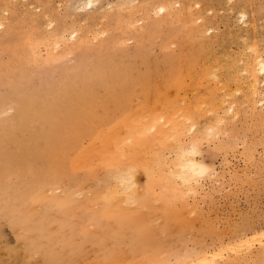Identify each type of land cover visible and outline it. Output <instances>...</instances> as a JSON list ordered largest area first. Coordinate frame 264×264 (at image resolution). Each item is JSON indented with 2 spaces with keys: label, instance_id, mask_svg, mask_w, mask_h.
<instances>
[{
  "label": "bare ground",
  "instance_id": "6f19581e",
  "mask_svg": "<svg viewBox=\"0 0 264 264\" xmlns=\"http://www.w3.org/2000/svg\"><path fill=\"white\" fill-rule=\"evenodd\" d=\"M74 1L75 0L72 2ZM122 1L123 4L121 3ZM122 1L117 3L122 4L120 5V9H122L121 7L128 8L126 14L123 15L117 10L111 15L108 14L110 12H108V10L107 12L105 11V14H99L100 16L103 14L101 17L105 19L111 17L113 20V29L116 30V32L115 30L112 32L115 34L116 40L114 39L115 43L113 42V45L117 44V46H115L117 47V55L116 58L111 61V65L108 68L99 67L89 72L88 75H81L77 80L81 82L78 96L70 97L69 94L63 96L60 92L62 91L61 88L54 97H48V92L43 94L42 102L47 110L46 115H52L56 121H60L56 124L55 129L53 131L47 130L43 126L42 120L36 116H32L28 132L24 131L23 133L22 131L20 139L13 140L8 135L0 140V203H7V207L3 212H9L14 207V205H11L14 202L22 204L26 196H28V191H30V189L25 185L23 170H25L27 164L31 163V159L36 157L39 145L43 142L46 152V156L43 157V167H49L52 175L57 176L58 185L56 188H54L55 186L49 187V189L47 188L50 191L53 188L55 190L47 193L53 192L54 194V192L56 193L60 188H63V193L59 191L60 194L62 193L61 199L73 204L71 213L73 212L75 221L71 227L73 232L70 233L72 236H79V238L76 241L73 239L68 240L69 252L71 253L69 259L72 260L71 264L77 263L76 257H79L83 261L85 260L87 264H91V262L92 264H118L119 256H117V253L119 254V252L123 250L132 253L136 259L135 264H213L216 257H222L223 255L221 256V254L224 251L227 253L228 249L231 250L235 247V244L227 245L226 249L223 251L220 250L221 246H223V243H221L222 245H219L221 254L218 256H216L217 252L213 253V251L209 249V245L202 246L203 244H197L194 248L193 246L191 247L193 250L190 248L192 252H188L189 254L187 257H185L186 253H184L185 256H177L178 253L173 261L170 260V258H158L161 253H157L154 250L156 249L155 246H149L145 242L149 234L147 229H149V222L151 221L148 215L154 212L150 208V203H152V199H157L159 202H162L161 204L166 206L162 210L157 211V214L161 216L162 219L160 224L161 228L164 229L165 222L177 223L181 221L185 223L183 220L184 217L181 218L180 215H178V213L176 214L174 211L177 212V210H179V214H181L180 209H185V205L188 209L191 203H187L185 199L191 195L190 199L193 201L192 197L200 186L198 185L199 182H197V179L200 177L204 178L209 174L208 169H210V167L206 166V164L196 157L200 152V141L202 138H213L214 135L219 133L220 126L218 127L216 125L226 122V119L223 121L224 117L222 116L224 115L221 117L220 115L223 114L226 108L228 109L227 103H229L228 105H230V108L236 107L238 103L239 106L237 105V107L241 110L240 112H242V103L245 100L251 104V108H254L251 109L247 107V109L250 108V111H255V105L257 104L255 103L257 99L256 96L259 95L260 97L262 94L261 85H259V83L261 80L260 76L264 74V46L259 48L260 41L257 42L259 43L257 45L255 43L257 40L253 43L251 41V45L250 43L249 45L244 44L245 40L243 36L242 39L240 38V41L242 42L243 40L244 43L242 42L243 44L240 47L244 45L247 47L248 45V53L244 55V53L241 52L242 48H240L241 53L239 55H237L238 52L237 54L235 53L236 55L233 54L236 57L238 56L237 58H233L234 56L232 55V59H227L226 55V60L222 58V60H225V63H221L219 60L220 57L216 58L217 55L213 57L214 55L212 54L215 53L211 54L212 51L209 52V48L212 46L211 44L214 43H212V41H214L215 38L217 40L219 38L216 36L217 33L211 34L212 26L208 25L211 18L208 13L211 12V9L202 7L200 4L201 0H148L147 2L142 1L143 3L139 1L138 3H134L132 0ZM213 1L227 3L228 6L223 4L227 6L229 10L236 7L235 14H238L240 17L239 20L242 18L243 20L241 21L244 23L247 12V10L245 12L246 7L244 10L237 9L242 5L243 0ZM203 2L204 1H202V3ZM252 3L253 2H251V4ZM83 4L86 8L87 6L90 7L89 9L93 8L92 11L86 13L85 16L83 14V19L84 17L92 16V13L97 11V9L98 11H102L100 8L102 9L103 6L98 4V0H78L76 6L78 5L80 7L81 5L80 9L86 10L84 7L82 8ZM205 4H207V2ZM6 7L4 6V8ZM248 8H250V4ZM10 10L14 11L13 9H9V11ZM4 11L6 10L4 9ZM135 12H140V15L136 16ZM94 14H96V12ZM214 15H216V13ZM214 15H212V17ZM1 18H3L4 22V16ZM48 18L49 17H47V20ZM90 18L92 17H89V19ZM47 20L45 21L48 22ZM3 22H0V29L5 26ZM72 22L73 20L71 23ZM5 24H7V22ZM84 24H82V26H84ZM63 25L65 24L63 23ZM28 26L31 27L30 25ZM9 27L11 28V25ZM4 28L5 27H3V29ZM33 28L34 27L30 30L35 29ZM89 28L91 29L90 26ZM89 28V32L86 31V33H90L91 37L96 41L95 37L97 36H93L98 34L94 32V30L96 31L97 29H91L90 31ZM63 29L65 28L63 27ZM107 30L108 29H106V31ZM109 30H111V28ZM2 31L4 32V30ZM82 31L80 35H78L79 32H77V29H72L71 32H68L70 38L79 44L90 40L93 41L84 30ZM50 33L54 38L53 40H56V42L53 41V45L56 44V46H51L52 42H49V38V40H45L44 42H49V44L46 43V45L51 46L50 48L56 47L54 48L55 51L57 47H61L60 44L63 43L62 39L64 36L63 34L60 35L56 30L50 31ZM236 33L242 37V28L236 31ZM44 35L47 34L44 33ZM30 37L33 38V36ZM87 37H89L90 40H87L89 39ZM103 37H105V35ZM68 38L69 37H67V39ZM70 38L67 40L68 42H70ZM128 38L132 40L130 47L124 45ZM236 38L239 37L237 36ZM30 39L31 38H29V40ZM60 39L62 43L58 44L57 42L60 41ZM217 40L215 42H217ZM109 41L110 37L106 38L104 40L105 45H108L107 43ZM246 41L249 40L247 39ZM44 42L43 44H45ZM97 42L98 40L95 43ZM78 43H76V46L78 45V49H76L79 51ZM102 44L100 43L99 47L102 48ZM150 44H154L157 47V53L148 55L147 49ZM49 46L47 49H49ZM68 47L66 48L67 52L64 51L65 54L69 51ZM70 47L71 49L73 48V50L70 49L71 51L76 52V49H74L75 46ZM85 49L87 50V48ZM51 51H53V49ZM51 51H46L49 56H51V54L53 55ZM61 51L60 53L58 51V57L62 54ZM74 54L76 55V53ZM53 56V58L57 57L55 55ZM4 62L7 63V60H4ZM33 64L34 63H32V65ZM11 66L13 65L11 64ZM183 76L188 79L187 81H190V84L186 80V83H184L185 78L183 79ZM220 76L222 78H220ZM263 80L264 79H262L261 82H263ZM230 83L236 84L237 89L233 84L235 89L233 91L232 88V91L234 94L240 92V99H238L239 96L236 97L233 93L228 92ZM74 84L75 83L66 82L61 86L65 91L71 92L75 88ZM101 85L103 86V94L98 96L96 89ZM243 85L246 88L243 89ZM201 88H203L202 93L199 92ZM120 89L123 91L121 94L122 96L119 95ZM185 90H189L188 93H191L190 98L187 97V91ZM243 90H245L244 94ZM170 91L172 92L171 95ZM235 91L237 92L235 93ZM262 97H264V95ZM262 97L260 99L258 98V103L263 101ZM133 100H136V103L131 107ZM59 103L63 104L60 106L61 111L53 113L52 109L56 110ZM252 103L255 105H252ZM127 104L130 109H127ZM263 105L264 104L260 107H263ZM217 107L225 108L224 110L221 109L223 112L218 109L221 112V114L217 116L218 119L216 117V119L210 117L209 115L210 118L206 125H198L199 118L205 116L200 114V111L203 112V108L207 109L206 112L210 111L212 114V110L214 108L217 110ZM232 108L228 109V111L231 110V112L236 113V108H234V110ZM216 110L214 109V113H216ZM254 111L253 118L256 119L257 117H254ZM210 112L208 113L210 114ZM231 112L228 113L232 114ZM257 112H259V110ZM224 113L227 114L226 111ZM259 114L261 115V111L258 115ZM237 115L233 113V117H237ZM255 115H257V113ZM219 117L222 119V122H220L221 120L219 121ZM225 118H227L226 115ZM229 120H231V118ZM233 121L232 123H234ZM64 124L68 127L69 133H63L62 129L65 127L62 126ZM220 130L223 131V128ZM222 131H220L221 134L223 133ZM234 137L236 138V136ZM231 138H233V135ZM11 142H13L12 148L10 146ZM232 143L234 144V142ZM244 143L246 144V141ZM218 144L221 143L218 142ZM167 148L168 155L164 153ZM219 149L222 148L219 147ZM54 153H56L57 158L52 159L50 156ZM14 154L23 156L25 163L17 164ZM32 164H34L33 161ZM139 166L144 169L146 175L144 189L140 193L137 191V188L141 189L142 185H140L141 188H139L140 186L137 187L136 185L138 184H135L136 180L134 181L135 171H137L135 168L138 169ZM210 172H212L211 169ZM85 184H89L88 188L94 191L88 190L84 192ZM57 188H59L58 191H56ZM36 190L39 192L43 189L37 186ZM44 192H46L45 189ZM59 192L58 195H60ZM42 193L41 191L40 194ZM47 193H45V195ZM184 201L187 204H184ZM183 204L184 206L181 208L180 206ZM38 205L39 204H36L35 206ZM193 205L192 208L194 213L196 209H194ZM176 206H179V209H176ZM143 207H145L147 213L142 211ZM193 213L192 215H194ZM188 215L190 214H187L185 217H189ZM156 216L157 215H155L154 218H156ZM192 221L194 220H191V222ZM186 229H188V227H186ZM189 229L191 230V227ZM23 230L24 229L21 231ZM19 231L20 230L17 232L19 233ZM262 232H264V230ZM255 235H253V237ZM32 236H35V234ZM237 241V244L241 248L246 246L244 239L240 238L237 239ZM239 246V249L237 248L238 250L241 249ZM89 250L95 252L92 259H88L87 252ZM180 250L181 249H178V252ZM41 251L43 252V250ZM168 251L170 250L166 252ZM26 252H24V255H26ZM34 252L35 251L30 254L35 256L33 254ZM162 252H164V250ZM30 254H27L29 255L28 257H30ZM24 255H20V257L22 256L21 258L17 256L16 258L19 260H10L11 262L17 260V262L15 261L16 263L12 262L11 264H24ZM36 255L38 254L36 253ZM162 255L163 253L161 256ZM228 258L231 257L229 256ZM232 259L234 258H231V260ZM212 260L213 263H211ZM31 261L32 260L26 262ZM39 261L41 260L39 259ZM214 264L219 263L215 262Z\"/></svg>",
  "mask_w": 264,
  "mask_h": 264
},
{
  "label": "rangeland",
  "instance_id": "374dc122",
  "mask_svg": "<svg viewBox=\"0 0 264 264\" xmlns=\"http://www.w3.org/2000/svg\"><path fill=\"white\" fill-rule=\"evenodd\" d=\"M72 1L73 0H0V20H2L0 22H3V18L1 17L4 16L5 18L3 22V25H5L3 27L5 28L3 29V27H1V29L4 30L5 33L0 29V140L8 135L13 140L20 139L22 136L21 135L22 131L23 133L24 131L28 132L30 126V119L32 116L38 117L40 120L43 121V126L47 130L53 131L55 129L56 124L59 123L60 121L59 120L56 121L54 116L52 115H46L47 110L42 102L43 94L45 92H48V97H54L56 96L58 91H60L61 88L63 92L62 91L60 92L63 96L67 94H69L70 97L78 96V90L79 88H81V84H80L81 82L77 81L79 77L81 75L83 76L88 75L89 72L94 71L99 67L108 68L111 65V61L116 58L117 47L115 46H117V44L113 45V42L116 40L115 34H113L112 32L113 30H115L113 29V20L111 19V17L105 19L104 17L101 16H103V14L107 12V10L108 12L110 11L108 13L109 15L114 13L116 10L123 15L126 14L128 10L127 7H121L122 9H120V5L123 4V1L98 0V4L105 7L104 8L102 7V9L100 8V10L102 11H98L97 9V11H94V13L96 12V14L92 13V16L84 17V19L82 17L83 14L85 16L86 13L92 11L93 8L89 9L90 8L89 6H87L86 8L84 7L85 5L83 4L82 8L84 7V9L86 10H82L80 9L81 5L80 7L78 5L76 6L78 0L77 1L75 0L74 2ZM132 1L134 3H138V1L140 3H143V2H147L148 0L145 1L132 0ZM202 1L204 2L202 3ZM212 1L213 0H207V1L201 0L200 4L204 8L211 9V12L208 13L211 16L208 25L212 26L211 34L217 33L216 36L217 38H219L218 40L215 38V40L212 41V43L213 42L214 43L211 44L212 48L211 47L209 48V52L212 51L211 54L215 53L212 54L214 55L213 57L217 55L216 58L220 57L221 58V59L219 58L220 62L225 63L226 58L232 59V55L233 54L236 55L237 52H238L237 55H239L241 52L244 53V55H246L248 53L247 47L249 43L251 45L253 42L257 40L255 43L257 45L260 43L258 46L259 48L264 46L263 45L264 44L263 43L264 42V0H253V1L248 0L250 3L247 0H243L242 5L237 9L244 10L246 7L245 12L246 10L247 12H246V18H244V23H242L243 21H241L243 19L241 18V20H239L240 17L238 16V14H235L236 7L233 8L234 9L233 11V9L229 10V8L227 7L228 6L227 3L224 2L220 3L216 1L212 2ZM117 2H121L122 4ZM206 2L207 4H205ZM251 2L253 3L251 4ZM223 3L227 6H225ZM249 4H250V8H248ZM4 6L7 7L4 8ZM77 8H79L80 10ZM4 9L6 11H4ZM9 9H13L14 11L12 10L9 11ZM249 9L251 12L249 11ZM1 10H3L4 12ZM7 10L12 14L9 13ZM228 11H230L231 13ZM100 13L103 14L100 16L99 15ZM137 13L135 12L136 16L140 15V12L138 14ZM215 13L216 15H214ZM212 15L214 16L212 17ZM47 17H49L48 20ZM89 17L92 18L89 19ZM250 17L253 18L251 19ZM45 20H47L49 24ZM72 20L73 22L71 23ZM44 21L47 23V25ZM50 21L53 22L54 24L51 23ZM6 22L8 25L5 24ZM63 23L65 25H63ZM82 24H84V26H82ZM10 25L11 28L9 27ZM28 25H30L31 27H29ZM89 26L93 30L97 29L96 31L94 30V32H97L98 34L95 33L97 35H94L93 33L94 35L93 37L97 36L95 38L96 41L98 40L99 43L98 42L95 43L96 42L95 39H93L90 33H88ZM32 27H34L35 29L33 28L34 30H30L32 29ZM63 27L65 29H63ZM240 27L242 28V37L240 35H237L236 33V31L241 30ZM79 28L81 29V31L84 30L85 33L86 31H88L86 34H88V36H90V38L93 41H91L89 37H87L89 38L87 40L90 41H86L85 43L82 44H79L78 42L72 40V38H70L69 36V32H71L72 29L73 30L77 29V32H79L80 31ZM98 28L100 29V31ZM110 28L111 30H109ZM106 29L108 30L106 31ZM54 30H56L60 35L63 34L64 36V37L62 36L64 39V41L62 39L63 43L61 42V39L60 41L57 40L58 44L60 43L62 44H60L61 47L60 46L57 47L55 51L54 48L56 47L50 48L54 44V42H56V40H53L54 38L51 36L50 33V31L52 32ZM80 32L78 33V35H80L83 31L81 33ZM44 33L47 35H44ZM99 34L102 36H100ZM104 35L105 37H103ZM30 36H33V38ZM237 36L239 38H236ZM67 37L70 38V42L67 41L69 39V38L67 39ZM109 37H110V41L107 43L108 45H105L104 40ZM29 38H31L32 40L30 39L31 40L30 41ZM240 38L241 39L243 38L245 40L244 41L245 43L243 42V40L242 42L244 44H248L247 47H245L246 45L240 47L243 44L240 41L241 40ZM247 39L249 41H246ZM45 40H49V42H52V44L50 43L51 46L48 45L49 49H47L48 46L46 45V43L49 44V42L46 41L45 43L44 42ZM127 40L125 41L126 43H124V45L130 47V45L132 44V40L129 38ZM216 40L217 42H215ZM65 41L66 44L68 43L67 45L65 44ZM43 42L45 44H43ZM76 43L79 44V51L77 50L78 45L76 46ZM100 43L101 44L103 43L101 45L103 46L102 48L99 47ZM69 45L72 47L75 46L74 49L77 48L76 52L71 51L73 50V48L71 49ZM150 45L148 46L147 49L148 55L157 53L158 51V49H156L157 47L154 44H153L154 46L152 44ZM53 46H56V44ZM67 47L69 48V51L68 53L65 54L64 51L67 52L66 50ZM85 48H87V50ZM240 48H242V50ZM52 49L53 51H51ZM46 51H51L55 56L58 55V51L59 53L61 51L62 54H60L59 57L57 56L56 58H53L54 56L52 54L51 56H49ZM74 53H76V55ZM226 55L227 57L225 58ZM228 55H230L231 57ZM237 57L234 56L233 58H237ZM222 58L225 60H222ZM4 60L5 61L7 60V63L4 62ZM32 63L34 64L32 65ZM11 64L13 66H11ZM261 76L260 79L261 80L264 79V74H262ZM220 78L222 77L220 76ZM183 79H184V83H186L185 80L186 81L188 80L184 76ZM261 80L259 83L261 87L260 86L259 87L262 89L261 90L262 94L260 97L259 95L256 96L257 97L255 101V103H257L256 105L252 103V105H255V111L254 110L253 111L255 112L254 117L255 116L257 117V118L255 117L256 119L253 118V111H250L251 104L245 100L244 101L242 100L243 103L241 102L242 112H240L241 110H239V108L237 107L238 103L236 104V107L235 106L233 108L231 107L233 110L234 108H236L235 110L236 113L231 112V110L228 111V109H231L229 107L230 105H228L229 103H227L228 109L226 108L225 105V108L227 110L224 107H217V110L220 109V111L221 109L222 110L225 109L227 114L224 113L225 111L224 112L221 111L223 112V114H221V112L219 110L218 112L216 108H214L216 110V113H214V109L212 110L214 114L213 113L211 114V112L208 111L210 112L209 114L208 112H206L207 109L205 108H203V112L200 111V114H202V116L205 115L204 117L201 116L202 118H199L198 125L200 124V126L206 125L210 117L217 118L219 114H221L220 117L224 115L222 116L224 117L223 121H225L226 119V122H222V119L219 117V121L221 120L220 122H222V124L216 125L218 127L220 126L218 133L219 135L218 134H216L218 136L214 135V137L216 136L215 139L217 140H215L214 137L213 138L211 137L210 139L209 137L204 138L205 140L202 138L199 144L200 152L199 154L196 155V157L200 161L206 164V166L210 167L212 172H210V169H208L209 174H207L205 177L203 176L204 178L199 176L200 178L197 179V182H199L198 185L202 187L199 186L194 196L192 195L193 201L190 199L191 195L188 196L189 199L188 198L185 199V201L187 200V203H191V205L188 204L189 205V207L187 206L188 209L186 208V205L184 206V204H187L184 201V204L182 206L179 205L181 208L183 206L185 207V209L184 208L182 209L183 211L180 209L181 214H179L180 213L179 210H177V212L174 211L176 214L178 213V215H180L181 218L184 217L183 220L185 221V223L181 221H179L180 223L165 222L164 229L161 228L160 224L162 222V219L161 216L157 214V211L162 210L166 206L161 204L162 202L161 201L159 202V200L157 199L151 200L152 203H150V208L154 212L148 215L150 216L149 218L151 221L149 222L150 223L149 229H147L149 234L147 235L145 242L149 246H155L156 249L154 248L153 249L157 253H161V254L163 253V255H165V256L163 255L161 256V254H159L158 258H168V259L170 258V260L173 261L174 258L177 256H185L184 253H186L185 257H187V255L192 252L193 248L197 246V244L199 245L203 244L202 246L209 245L208 246L209 249H211L213 253L217 252L216 256H218L221 254L220 250L224 251L227 245L235 244V247L232 248L231 250L228 249L227 253H225L226 251L224 252L222 251L223 252L221 254V256L223 255L222 257L219 256L216 257V259L214 258L215 259L214 263L216 262L219 264H264V240H263L264 232H262L264 230V172H263L264 170V109H263L264 105L263 107H260L262 104H264L263 103L264 97H262L264 95L263 94L264 80L263 82H261ZM66 82L75 83L74 84L75 88L73 91L71 92L65 91L64 88H62L61 85ZM187 82L190 84V81ZM233 84L235 85L236 88L235 83L232 84L230 83L229 84L230 87H228L229 88L228 92L234 94L233 91L235 88L233 87ZM203 88L199 90L200 93H202ZM244 88L246 87H244L243 85V89ZM185 91H187V95H188L187 97L190 98L191 93L190 92L188 93L189 90H185ZM244 91L245 90H243V94ZM236 92L237 91H235V93ZM96 93L98 96L103 94L102 85L98 86V88L96 89ZM119 93H120L119 95H121L123 91H121L120 89ZM171 93L172 92L170 91V95ZM234 95L238 97L240 95V92ZM261 97L263 98V101L260 100L262 102L258 103L257 102L259 101L258 98L260 99ZM238 99H240V96L238 97ZM135 101L136 100L132 101L133 104L131 103V107L134 106V104L136 103ZM244 103H246L247 105ZM61 105L63 104L59 103V106L56 110L52 109L53 113H58L59 111H61L60 109ZM127 106L129 107L128 104ZM128 107L127 109H130V107L129 108ZM247 107L250 108L247 109ZM258 110L259 112H257ZM227 111L231 112L232 114L228 113ZM260 111L262 116L260 114L258 115ZM247 112L248 113L250 112L249 115ZM233 113L235 115H237L238 113L237 117H233ZM256 113L257 115H255ZM225 115L227 118H225ZM228 118L229 119L231 118V120H229ZM232 121L234 123H232ZM254 122L257 123L255 124ZM62 127H65L62 129L63 133H69V129L65 124ZM221 127L223 128V131L220 130L222 129ZM220 131H222L223 133L221 134ZM232 135L234 139L231 138ZM234 136H236V138ZM245 141L246 144L244 143ZM218 142L221 144H218ZM232 142H234V144ZM10 146L12 148L13 142L10 143ZM219 147L222 149H219ZM168 148L164 151L165 154L167 153ZM45 153L46 152H45L44 143L41 142L36 157L31 159V163L27 164L25 170H23L24 182L26 187L29 188L30 191L27 190L28 196H26V199L22 202V204H18L16 202L12 203L11 205H14V207L9 212L4 213L3 210L7 207V203H0V264H11L13 261L11 262L10 260L18 259L16 257L17 256L20 257V255L22 254L24 255V252H26L27 250L28 251L25 253L26 255L23 256L25 259L24 264L26 261H30V260H32L31 261L32 263L26 262V264L27 263L71 264L72 260L69 259L71 253L69 252L68 240L73 239L76 241L79 238V236L77 235L72 236V234L70 233L73 232V230H71V227L75 221L74 214L73 212L71 213V207L73 204L71 202L61 199L63 188L56 189V191H58V189L59 191H62L61 194L58 191L60 195H58V192H56L57 194L55 192L54 194L53 192L47 193L50 191L48 190L49 187L55 186L54 188H56L58 187V185H57V176L52 175L51 169H49V167L47 168L43 167V157L46 156ZM166 155H168V153ZM14 156L16 158L17 164L25 163V159L23 156H17L15 154ZM50 157L52 159L57 158L56 153H54ZM32 161L34 164H32ZM135 170H137L135 171L136 173L134 175L135 177L134 181L136 180L135 184H138L136 185L137 187L142 185V188L141 186L139 187L141 189L137 188V191H139L140 193L144 189V185H145L144 181L146 180L145 177L146 175L144 169L140 168V166L138 167V169L135 168ZM88 185L85 186L84 192H87L88 190L93 192L94 190L88 188L89 187ZM37 186H39L40 189L42 188L43 190H40L38 192L36 190ZM54 188L51 189V191L52 190L55 191ZM44 189L46 192H44ZM41 191L44 193V195L43 193L40 194ZM45 193L47 194L45 195ZM36 204L39 205L35 206ZM192 205L194 209H196L194 210L196 211L194 213H193ZM179 206H176V209H179L178 208ZM191 210L194 215H192ZM142 211L146 212L145 207H143ZM187 214H190L188 215L189 217H185L187 216ZM155 215H157L156 218H154ZM191 220H194L192 221L193 224ZM189 226L191 227V230L189 229L190 228ZM19 227H21L24 230L21 231L22 229ZM186 227H188V229H186ZM16 230L17 231L20 230L19 233ZM24 231L27 233H25ZM33 233L35 234V236H32L34 235ZM253 235L255 236L253 237ZM239 237L245 240L246 246L244 248H241L237 244L238 242L237 239H240ZM256 239L259 240L257 241ZM221 243H223V246H221V249L219 250L220 248L219 245H222ZM185 246L189 250L191 249L192 250L189 251L188 249L185 248ZM192 246L193 248H191ZM238 246L241 248L240 249L241 251L238 250L239 249ZM178 249L181 250L178 252ZM41 250H43V252ZM163 250L164 252H162ZM167 250L170 251L166 252ZM33 251L35 252L37 251L36 253L39 256L36 255L35 252L33 253L35 256L30 254ZM27 254H30V257H28L29 255ZM94 254L95 252L89 250L87 252V256L89 257L88 259H92L94 257ZM228 255L234 259L231 260V258H228L229 257ZM117 256H119L118 264H135L136 262V259L134 258L132 253H130L127 250H123L119 252V254L117 253ZM26 257L28 260L26 259ZM39 259L41 261H39ZM76 259H77L76 264H87L85 260L83 261L79 257H76ZM15 261L17 262V260ZM211 263H213V260L211 261Z\"/></svg>",
  "mask_w": 264,
  "mask_h": 264
}]
</instances>
